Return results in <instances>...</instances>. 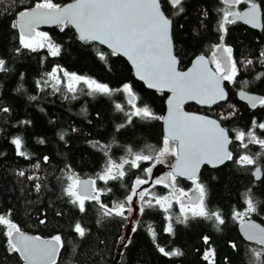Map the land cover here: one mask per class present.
Wrapping results in <instances>:
<instances>
[{
    "label": "trees",
    "instance_id": "16d2710c",
    "mask_svg": "<svg viewBox=\"0 0 264 264\" xmlns=\"http://www.w3.org/2000/svg\"><path fill=\"white\" fill-rule=\"evenodd\" d=\"M66 1L52 0L58 5ZM255 1L261 5L264 25V0ZM40 2L42 0H0V58L5 59L9 69L8 72H0V107L11 109L9 113L0 112V152L6 154L0 156V214L10 210V218L21 230L40 237L60 235L64 246L59 251L56 264H209L203 259L209 247L203 243V236L210 237L211 247L216 253L215 264H225V258L227 264H260L252 250L264 252V246L241 236L239 221L233 219L232 212L244 210L248 196H252L257 211L251 216L264 223V149L258 144H249L247 149H243L241 142L235 139L239 131L247 133L252 130L253 120L264 122V106L257 104L256 108H252L236 97L238 88L260 92L264 97V79H256L259 73L264 72V64L257 60L259 52L264 49V27L255 29L239 20L228 26L229 32L224 42L233 47L238 60L252 59L254 63L241 70L235 83L226 81L229 91L227 101L210 107L194 103L184 105L218 119L221 115L227 116L233 110L236 111L234 117L220 121L229 130L233 160L216 167L205 165L198 176L199 182L205 184L207 189L206 206L210 211H220L225 217L226 223L221 226L222 230L217 231L212 221L202 218L190 220L187 225L179 223L177 218L182 217L183 213L176 202L171 204L167 212L163 208L153 207L146 208L140 214L142 202L139 201L133 222L130 223L128 218L104 217L100 205L93 201H86L85 211L81 212L64 192L67 176L75 172L80 177L95 179L105 165V153L116 162L131 158L127 152L129 148L133 152L155 156L163 148L165 135L162 119L132 117L131 124L117 131V125L126 123V113L131 111L125 93L116 92L109 98L79 92L76 99H71L70 94L65 99L63 86L61 92L53 93L51 88L40 91L37 81H42L53 67L60 65L69 73L94 78L112 88H119L128 82L139 97L137 106H148L158 117L164 114L168 92L147 88L135 77L132 67L122 55L100 59L101 54L109 53L110 49L98 43L80 41L72 26L65 27L63 31L59 25L37 29L46 32L54 43L61 46L60 56H50L47 48L35 52L22 48L19 30L11 28V24L18 18L20 11ZM247 4L242 0L236 7L240 10ZM200 5L208 9L209 18L205 21L206 30L202 29L199 36H194L193 27H199L196 9ZM225 7L220 0H191L187 15L174 18L173 41L181 67L187 66L198 53L211 54L213 46L219 43L218 9ZM166 14H169L167 9ZM180 24H183V28L178 27ZM17 48H20L19 52H16ZM17 88L21 90L17 92ZM31 96H36L37 100H30ZM115 104H123L125 111L116 110ZM20 120H31L32 125L22 126L18 123ZM50 120L53 122L50 123ZM72 127L79 131L72 133ZM62 130L68 133L65 136L67 143L57 135ZM255 134L258 138L264 137V129L256 128ZM17 135L25 141V149L32 154L31 160L15 154L10 140ZM41 137L45 143L38 144L36 140ZM89 141H99L101 146L109 147L107 150L94 148ZM245 154L252 156L257 163L245 166L235 162L240 155ZM44 156L50 158L47 163L43 162ZM37 160L41 167L32 168L31 165ZM152 163L141 162L140 168L133 169L126 165L127 175L123 180L110 181L108 184L97 180L98 188L112 189L101 196V202L111 207L116 202L125 201L134 180L137 177L147 179L143 169ZM256 166L261 167L260 179H256L253 173ZM19 169H24L28 175L37 174L40 179L29 182L18 177L16 172ZM34 183L41 184L39 192L34 190ZM168 184L167 180V183L157 185L151 179L144 188L149 189V194L164 196L171 191L190 189L195 182L177 177L175 188ZM169 216L172 217L174 233L166 231ZM41 220L45 222L40 223ZM76 223L87 230L85 237L81 238L74 231ZM134 227L135 232L132 231ZM152 230L155 231V238ZM6 232L7 227L0 225V264H25L18 253L8 250ZM121 235L125 238L131 236L132 239L123 258L120 257L122 245L118 243ZM230 242L237 245L236 249L230 246ZM158 247L166 251L179 249L184 255L166 257L159 252ZM261 261H264V256Z\"/></svg>",
    "mask_w": 264,
    "mask_h": 264
},
{
    "label": "snow or ice",
    "instance_id": "6c2138e0",
    "mask_svg": "<svg viewBox=\"0 0 264 264\" xmlns=\"http://www.w3.org/2000/svg\"><path fill=\"white\" fill-rule=\"evenodd\" d=\"M225 8L218 9L220 18L217 21V31L220 33L219 43L213 46L211 57L206 58L200 55L196 58L193 67L187 71H179L180 61L177 58L175 44L173 42L174 18L187 15V9L191 0H74V3L61 7L52 2V0H42L36 3L30 10L20 11L18 18L11 24V28L19 30V43L22 48L33 52L38 49L47 48L49 55L57 57L61 55V46L54 43L52 38L46 32L38 31L41 24H56L61 26V31L65 27L72 26L77 29L79 40L87 44L98 43L107 45L110 52L101 54L100 59L105 60L108 56L123 55L135 67V74L141 80L147 83L149 88L163 91L168 89L172 96L168 101L169 113L166 118L167 133L163 140V148L153 155H145L142 152H133L131 148L127 150L129 158H123L116 162L106 155L105 165L101 171L96 174L95 179H81L78 174L72 172L67 176V186L64 189L65 194L71 197V203L77 205L81 212L85 211V202L93 201L100 205L104 217H122L127 218L126 213L131 215V207L134 197L141 201L139 208L140 214L145 212L146 208L160 207L165 212L171 208L170 196H155L146 199L149 196V189L142 188V185L148 184L152 179V171L156 164L165 162L169 155L176 157V163L172 166L173 171L167 174L168 186L175 188L177 176H185L195 182V191L198 195L193 199L183 190H178L175 195L180 203L182 217L177 221L187 225L190 220L202 218L212 221L217 231H221V226L225 225L226 220L220 211H210L205 204L207 189L205 184L199 182L198 172L202 164H211L213 167L223 165L226 161L233 160V153L229 151L228 146L232 143L229 139V130L221 126V120H226L236 115V111L228 113L227 116L221 115L220 119H211L207 116L194 115L183 111V105L188 100H196L198 103L212 106L221 101H227L228 93L225 90L224 82L235 83L236 78L243 68L252 65V59L238 60L234 56V49L226 44L225 37L229 32V25L235 24L237 20H243L245 23L255 28L264 27L260 23L261 5L255 0H245L249 3V9L243 13L234 11L241 0H220ZM166 9L169 14H166ZM196 11L199 13L198 25L193 27L194 36L200 35V30H206L205 21L209 18V11L204 5H200ZM183 28V24L178 25ZM20 48L16 49L19 52ZM259 63L264 64V49L259 52L257 57ZM238 64L240 65L238 67ZM214 65V67L210 66ZM6 61L0 58V72H8ZM23 74H21V78ZM256 79H264V72L257 75ZM83 85V87H80ZM40 91L45 88H51L53 93L61 92L63 86L65 90L64 98L76 99L77 93L83 92L90 96H106L111 98L116 92L127 94V104L131 105V111L126 113V123L117 125V131L125 128L132 123V117H138L143 120L165 119L153 114L151 109L143 106H137L139 97L133 89L131 83L125 82L119 88H112L107 83L76 73H69L60 65H56L48 72L42 81H37ZM21 89L17 88L19 92ZM239 96L250 102L252 108L257 104L264 106V97L248 95L244 91L239 92ZM30 100H37L36 96L29 97ZM230 107L231 106L229 105ZM115 109L119 112L125 111L123 104H115ZM0 112L9 113L8 107H0ZM99 116V113H97ZM52 123L53 121H49ZM22 126H31V120H20ZM253 128L247 133L239 131L235 139L241 142V147L247 149L249 144H258L264 149V139H260L255 134V129H264V122H252ZM2 131V130H0ZM26 131V128H25ZM79 130L71 128L72 133ZM60 140H65L68 135L66 131L57 133ZM247 139V142L245 140ZM38 144L45 143L44 138H37ZM15 148V154L18 157L28 160L32 159L25 149V141L17 135L10 140ZM92 147H101L107 150L108 145L101 146L99 141H89ZM174 146H170L173 145ZM0 156H6L0 152ZM43 162L49 161L48 156H44ZM152 161L151 166L144 168L143 172L147 179L137 177L130 190V194L125 201L116 202L111 207L101 202V196L110 192L112 189H103L97 187V180L108 184L110 181L123 180L127 175L125 166L130 169L140 168L141 162ZM235 162L241 165H255L257 160L250 155H240ZM32 168L39 169L41 163L39 160L31 165ZM18 177L24 178L29 182L38 181L40 177L37 174L28 175L24 169L16 172ZM257 179H260L261 169L258 167L255 172ZM165 183V178L154 180V184ZM40 183H34L33 188L36 192L41 190ZM187 197L188 203L185 204L180 197ZM153 200L155 203H153ZM127 205V206H126ZM257 211V204L252 196H248L246 209L244 211H233L232 217L240 222L243 235L248 241H254L264 246V227L246 219L250 214ZM59 214V213H58ZM11 211L0 214V225L7 227L6 235L8 239V250L12 253H18L23 258L25 264H56V258L60 249L64 246V241L60 235H55L49 240H44L39 236H29L24 234L21 229L10 218ZM169 223L166 228L168 233H174L171 223L172 217H168ZM41 220L40 223H44ZM139 222L137 221V224ZM74 231L81 237H85L87 230L76 223ZM133 232L136 231L134 227ZM152 236L155 238V231L152 230ZM203 243L209 245L205 251L203 259L209 261V264H215V249L211 247L210 237L203 236ZM118 243L122 245L120 257L123 258L126 250L132 244L131 236L125 238L121 235ZM230 246L236 249L237 245L230 242ZM160 253L166 257H180L184 253L179 249L166 251L163 247H158ZM253 256L260 264L264 252L252 250ZM227 264V258H225Z\"/></svg>",
    "mask_w": 264,
    "mask_h": 264
},
{
    "label": "water",
    "instance_id": "95a60500",
    "mask_svg": "<svg viewBox=\"0 0 264 264\" xmlns=\"http://www.w3.org/2000/svg\"><path fill=\"white\" fill-rule=\"evenodd\" d=\"M255 2L258 3V4H260L258 1H255ZM72 3H74V0H68V1H66V2H64V3H62V4H59V6H61V7H65V6L70 5V4H72ZM249 6H250V5H246V6H244V7L241 8L238 12L243 13V12L247 11V10L249 9ZM33 7H34V6H33ZM33 7L27 8V9H25V10H30V9L33 8ZM23 11H24V10H23ZM239 21L245 23L243 20H239ZM260 23L263 25V22H262V9H261V19H260ZM245 24L248 25V26H250V27H252V28H255V27H253V26L250 25V24H247V23H245ZM51 25H56V24H41V25H39V27H46V26H51ZM73 28H74V27H73ZM74 29H75V28H74ZM255 29H260V28H255ZM75 30H76V32L78 33L77 29H75ZM78 35H79V34H78ZM173 42H174V41H173ZM103 46L107 47V45H103ZM107 48H108V47H107ZM176 55H177V54H176ZM200 55H204L206 58H209V59H210V57H209L208 54L203 53V52L198 53V54H196V55H194V56L192 57L191 61L189 62V64H188L187 66H185V67H181V66H180V63H179V65H178V70H179V71H187V70L191 69V68L193 67V64L195 63L196 58L199 57ZM122 56H123V55H122ZM123 57L129 62L130 66L132 67V70H133V73H134L135 77H136L138 80H140V79L136 76V74H135V67L132 65V63L128 60L127 57H125V56H123ZM177 58H178V60H179L178 55H177ZM179 61H180V60H179ZM210 66L213 67V65H210ZM140 81H141V80H140ZM141 82H143V84H144L147 88H149V87L147 86V83H146L145 81H141ZM224 86H225V90L227 91L228 96H229V91H228V87H227L226 81L224 82ZM150 89L161 91V90H159V89H154V88H150ZM163 91L168 92V96L166 97V100H165L166 108H165L164 114H163V116H162V117H165V119H162V128H163V133H164V135H166V133H167V122H166V118H167L168 113H169V104H168V101H169V99L171 98L172 93H171L168 89H164ZM241 91H244V92L247 93L248 95H252V96H256V97H263V95H262L260 92L252 91V90H248V89H244V88H238V89L236 90V97H237L240 101H242V102H244V103H246V104H248V105H250V102L247 101V100L242 99V98L239 96V92H241ZM125 95H126V97H127V94H125ZM221 102H224V101H221ZM188 103H194V104H197L198 106L210 107V106H207V105L200 104V103H198L196 100H188V101H186V102L184 103V105H185V104H188ZM184 105H183V111H185V112H187V113L194 114V115L207 116V117H209V118H211V119H218V118H216L215 116H213V115H211V114H209V113H206V112H203V111H198V110H191V109H188V108H186ZM216 105H217V104H216ZM212 106H214V105H212ZM250 106H251V105H250ZM221 126H222V127H225L222 123H221ZM225 128H226V127H225ZM226 129H227V128H226ZM229 139H230V135H229ZM228 149H229V151H231V149H230V144H229V146H228ZM175 163H176V158L174 159L173 164L170 166V170H171V172L173 171V167H172V166H173ZM205 165L210 166V167H213V165H211V164H207V163L202 164V165L200 166L199 172H198V174H197L198 176H199V174H200L202 168H203ZM258 167L261 169L260 166H256L255 169H254V171H253L254 176H255L256 169H257ZM261 175H262V171H261ZM177 177L188 178V177H185V176H177ZM260 177H261V176H260ZM80 178H81V179H89V178L93 179L92 177H88V176H82V177H80ZM255 178H256V176H255ZM188 179H189V178H188ZM256 179H257V178H256ZM197 195H198V193H197L196 191H194V192H192V196H191V197H192L193 199H195V197H196ZM187 200H188V199H187ZM246 219H250V220L253 221L254 223L260 225L261 227H264V223H263L262 221L258 220V219L255 218V217L250 216V217H246ZM238 230H239L241 236H242L245 240H247V239L245 238V236L243 235V230H242V228H241L240 222H239V224H238ZM21 231H22L24 234L29 235V236H38V235H36L35 233L29 232V231H25V230H21ZM39 237H40V236H39ZM41 238L44 239V240H49V239H51V238H44V237H41ZM247 241H248V240H247ZM250 242H252V243H256V242H254V241H250ZM58 255H59V254H58ZM57 257H58V256H57ZM24 263H25V261H24Z\"/></svg>",
    "mask_w": 264,
    "mask_h": 264
},
{
    "label": "rangeland",
    "instance_id": "374dc122",
    "mask_svg": "<svg viewBox=\"0 0 264 264\" xmlns=\"http://www.w3.org/2000/svg\"><path fill=\"white\" fill-rule=\"evenodd\" d=\"M241 1H242V0H241ZM247 5H249V3H248ZM232 10H234V11H239V9H238L236 6H235V8L232 9ZM209 57H211V54H209ZM213 67H214V65H213ZM191 110H193V109H191ZM245 142H246V141H245ZM170 146H174V144H173V145H170ZM175 158H176L175 156H171V155H169V156H167V157L165 158V162H164V163L156 164L155 167H154V169H153L152 180L154 181L155 179L165 178V182L167 183V174H168L169 172H171V170H170V166L173 164ZM118 163H119V162H118ZM146 185H147V184L142 185V188L146 187ZM195 187H196V185L194 184L190 189H182V190H183L184 193H187L189 196H192V192L195 191ZM180 190H181V189H180ZM174 192L178 194V191H176V190H175V191H171L170 194H172V193H174ZM170 194H169V195H164V196H170V202H171V204H172L173 202H176V203L178 204V206L180 207V203L177 202V200H176V196H175V195H170ZM152 196H153L152 194H149L148 197H152ZM155 196H158V195H155ZM180 199H181L185 204L188 203L187 197L181 196ZM138 202H139L138 197H134V198H133V201H132V204H131V207L133 208V212L131 213V215H128V214L126 213L127 218H128V220H129L130 223L133 222V218H134L135 211H136V205L138 204ZM245 209H246V208H245ZM245 209H244V210H245ZM244 210H242V211H244ZM250 216H251V214H250ZM250 216H249V217H250Z\"/></svg>",
    "mask_w": 264,
    "mask_h": 264
},
{
    "label": "flooded vegetation",
    "instance_id": "af4514ba",
    "mask_svg": "<svg viewBox=\"0 0 264 264\" xmlns=\"http://www.w3.org/2000/svg\"><path fill=\"white\" fill-rule=\"evenodd\" d=\"M260 139H264V137H260Z\"/></svg>",
    "mask_w": 264,
    "mask_h": 264
}]
</instances>
